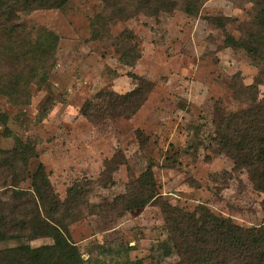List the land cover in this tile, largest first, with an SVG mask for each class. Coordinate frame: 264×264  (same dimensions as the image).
Segmentation results:
<instances>
[{
	"label": "rangeland",
	"instance_id": "obj_1",
	"mask_svg": "<svg viewBox=\"0 0 264 264\" xmlns=\"http://www.w3.org/2000/svg\"><path fill=\"white\" fill-rule=\"evenodd\" d=\"M103 9L102 0H69L20 16L26 34L10 54L0 49V150L31 143L37 157L28 162L29 174L42 164L61 201L69 187H80L84 201L67 235L85 264H179L164 244L169 233L159 202L188 213L204 206L238 226H262L264 193L218 151L213 123L219 110L246 106L233 89L252 84L258 73L245 50L225 43L251 22L252 4L201 0L196 15L174 10L93 26ZM48 33L57 40L42 61L37 50L48 46ZM127 53L139 57L126 64ZM139 81L148 91L131 116L115 115L127 102L107 111L103 98L118 101ZM257 92L264 99V80ZM86 105L92 119L82 112ZM148 169L161 199L131 210L112 205ZM52 243L21 238L1 241L0 249Z\"/></svg>",
	"mask_w": 264,
	"mask_h": 264
},
{
	"label": "trees",
	"instance_id": "obj_2",
	"mask_svg": "<svg viewBox=\"0 0 264 264\" xmlns=\"http://www.w3.org/2000/svg\"><path fill=\"white\" fill-rule=\"evenodd\" d=\"M69 0H0V49L10 54L12 44L26 34L20 16L37 9H60ZM252 4L254 16L251 22L239 26V39L227 37L225 43L232 48H242L258 68L254 82L239 85L233 89V96L246 105L234 113L219 110L215 117V142L219 152L231 156L235 165L246 169L256 190L264 193V99H258L257 87L264 80V0H242ZM103 14H99L93 26L100 20H127L136 15L156 16L161 12L181 10L196 15L201 0H102ZM124 35V34H123ZM48 41L46 48L38 49L43 61L51 58L55 47V36L48 33L43 37ZM130 40V36H124ZM6 46V47H4ZM44 47V46H42ZM30 45V52L34 51ZM128 51H135L131 47ZM124 54L126 64H132L139 56ZM7 54H5L7 56ZM138 55V54H137ZM42 57V58H41ZM36 62L38 60H35ZM138 86L129 94L119 96L113 102L103 98L107 111L121 108L115 115L131 116L144 101L147 89ZM141 94V98L139 95ZM102 95H98V99ZM120 100V101H119ZM107 101V102H106ZM123 107V106H122ZM90 105L83 107V114L92 119ZM109 113V112H107ZM33 145L16 143L11 150H0V242L26 238L34 240L52 238L53 243L31 247L28 244L0 249V264H85L77 246L70 241L67 232L73 222V214L84 201L78 185L68 188L65 200L55 193L45 172L38 164L29 174L27 166L36 158ZM29 179L27 188L19 187ZM9 182V183H8ZM132 189L112 205L120 204L124 210L141 208L161 199L157 192L152 171L134 179ZM161 203L165 227L169 233L164 242L166 250L175 249L179 264H264V227H241L229 220L217 217L204 206L193 213L180 207Z\"/></svg>",
	"mask_w": 264,
	"mask_h": 264
},
{
	"label": "built area",
	"instance_id": "obj_3",
	"mask_svg": "<svg viewBox=\"0 0 264 264\" xmlns=\"http://www.w3.org/2000/svg\"><path fill=\"white\" fill-rule=\"evenodd\" d=\"M262 226L264 227V222H263Z\"/></svg>",
	"mask_w": 264,
	"mask_h": 264
}]
</instances>
